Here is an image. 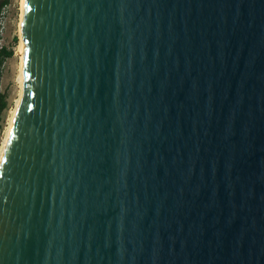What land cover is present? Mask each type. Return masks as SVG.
Here are the masks:
<instances>
[{"label":"water","instance_id":"water-1","mask_svg":"<svg viewBox=\"0 0 264 264\" xmlns=\"http://www.w3.org/2000/svg\"><path fill=\"white\" fill-rule=\"evenodd\" d=\"M0 264H264V0H25Z\"/></svg>","mask_w":264,"mask_h":264},{"label":"rangeland","instance_id":"rangeland-1","mask_svg":"<svg viewBox=\"0 0 264 264\" xmlns=\"http://www.w3.org/2000/svg\"><path fill=\"white\" fill-rule=\"evenodd\" d=\"M0 0V6L1 2ZM21 0H9L8 4L1 7L0 13V48L13 49L14 54L6 58L3 75L0 81V92L5 95L8 107L3 111L5 127L15 106L19 94L17 75L20 67V29ZM4 127V129H5ZM4 137V130L0 133V147Z\"/></svg>","mask_w":264,"mask_h":264},{"label":"bare ground","instance_id":"bare-ground-1","mask_svg":"<svg viewBox=\"0 0 264 264\" xmlns=\"http://www.w3.org/2000/svg\"><path fill=\"white\" fill-rule=\"evenodd\" d=\"M24 3H25V0H21V18H20V22H19L20 34H21V20H22L23 11H24ZM23 46H24V43L21 40L20 49H19V51H20V59L21 60H20L19 72H18V75H17V81H18V84H19V94H18V97L16 99L15 106L12 109V113H11L9 119H8V123H7V125H6V127L4 129V137L2 139V144H1V147H0V160L2 158L4 149H5L6 145H7L8 138H9V135H10V132H11V129H12L13 121H14V118H15V115H16V112L18 110V107H19V104H20V101H21V97H22V92H23V71H22Z\"/></svg>","mask_w":264,"mask_h":264},{"label":"trees","instance_id":"trees-1","mask_svg":"<svg viewBox=\"0 0 264 264\" xmlns=\"http://www.w3.org/2000/svg\"><path fill=\"white\" fill-rule=\"evenodd\" d=\"M9 0H3L1 2L0 6V13H1V7L8 4ZM14 54L13 49H8L7 47H1L0 48V81L3 75V67L6 58L11 57ZM8 107L7 100L5 98V95L0 92V133L4 130L5 127V121L3 117V111Z\"/></svg>","mask_w":264,"mask_h":264}]
</instances>
